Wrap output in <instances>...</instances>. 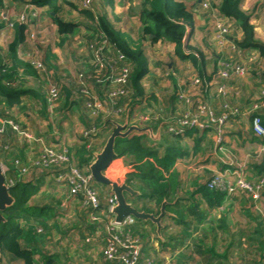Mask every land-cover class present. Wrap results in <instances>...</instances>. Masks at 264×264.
<instances>
[{
    "label": "trees",
    "instance_id": "16d2710c",
    "mask_svg": "<svg viewBox=\"0 0 264 264\" xmlns=\"http://www.w3.org/2000/svg\"><path fill=\"white\" fill-rule=\"evenodd\" d=\"M22 1L25 2V5H33L51 12L53 15L49 16L60 36H73L82 30L87 34V48L91 56L87 69L77 70L72 78H68V82L61 81L59 77H55V80L50 82L48 74L40 72L39 80L46 83V86L49 85V88L46 89V92L45 88L34 87L32 89L35 98H38L39 105H42L46 111L49 105L48 100L51 97V89L58 88V98L51 105L55 104L54 106H56L59 101H62L63 107L68 109L76 105L84 121L85 129H94L87 138H81L79 144L70 153L73 165L84 175H90L89 165L94 160L93 151L101 149L100 147L105 145L110 135L103 136L105 131L110 132L114 128L111 122L128 120L132 125L130 121L133 118L134 108L147 101H153L155 105H159L165 103L169 98V102H167L168 105H171V113L166 111L167 106L164 105L159 109L160 115L158 116L152 111L146 112L153 123H156L159 118L167 119L168 115L175 117L169 126H172L175 121L183 119L186 112H190L188 115L191 117L196 115L204 120V117H210V114L214 119H219L224 114H231L235 109L239 112L238 116L246 111L245 118L251 121V124L256 117H260L264 121V95L260 91L257 93L251 90L252 93L247 96V90L244 89V83L241 82V79L249 74L255 77L264 66V43L256 40V34L249 23L250 16L242 9L243 0H218L220 4L213 0L207 7L197 4V11L190 9L180 0H139L138 19L143 39H147L151 45H157L160 42L173 44L175 55L183 60L191 61L194 67L191 68L198 71L196 72L198 84L187 86L181 84L178 69L172 70L164 67L161 73L162 80L174 83L172 92L166 94V101H161L156 93L148 92L145 87L144 80L150 74V58L144 50L142 48L140 50L132 49L106 14L100 16L94 14L93 7L97 6L101 0H90L91 7L82 9H78L77 5L83 3V0ZM110 3L112 5V1ZM65 6L78 12H76L79 16L78 21H67L61 18L60 15ZM196 12L201 16L218 14L217 20H226L225 25L238 28L243 33V38L233 43L236 56L224 60L230 62L233 68L228 71L226 77L222 75L224 67L220 63L211 77L205 76L206 57L198 47L192 44V36L196 28ZM3 19L4 17L1 15L0 34L6 27ZM14 28L16 32L14 40L9 46L8 56L0 50V114L5 120L10 117L7 110H17L28 104L24 102L22 94L16 91V87L28 85L26 74H20V67H25L26 72L31 68H36L33 66V62L26 65L22 61L19 62L17 57V47L25 43L30 25L17 22ZM229 37L230 34L224 35L226 39ZM95 42H98V47H101L98 54L94 53L97 52L96 50H92V44ZM251 50L257 51L258 55L254 57L247 54V51ZM198 57L201 61L200 65ZM92 62L93 64H91ZM235 68L244 69V75H235L233 73ZM124 70H127L126 81L115 83V79L121 76ZM261 78L263 87L260 88L258 85L257 90H264V73ZM85 88L87 93L83 91ZM113 91L117 92V95L110 98ZM189 96H191L190 101L193 102L190 106L188 105ZM94 98L102 104L107 103V108H111V111L119 109L120 114L108 115L105 114L106 110L99 114H92L85 104ZM199 105H204L206 108L204 114L200 113ZM210 111L211 113H209ZM234 118L237 116L231 115L222 125L211 123L210 129L213 130L215 127V129H220L221 134H234V128L238 125ZM160 124L164 125L165 123L161 122ZM169 126L164 125L163 129ZM154 127H152L153 130ZM189 131L194 142L193 151L188 150V147L183 144L182 138L168 134V132L162 136L164 144L152 143L146 133L135 131L127 138L116 140V154L125 157L131 165L132 173L128 176V184L140 192L142 199L140 202L143 203H136L139 210L158 215L162 203L166 201L168 203L166 211L173 214L172 217H165L172 219L170 225H165L162 222L161 237H158L157 233L155 236L152 234V230L148 226L149 224L153 225L152 227L156 229L152 222L135 218L136 222L131 226V233L142 244L141 264H151L152 261L154 262L152 264L156 263L149 248L154 247L155 241L165 250L170 247L178 248V245L181 246L184 240L189 245L183 248V259H178L181 264H264V204L260 208L255 207L254 204L256 205L257 201L253 198V193L257 192L264 201V158L258 163H248L251 169L242 173V179L250 185L251 190L237 188L234 192L228 193L227 190L219 188L211 189L210 182L216 175H222V173H214L210 174L207 181L197 186L195 190L184 192L185 182L176 169L178 162L191 156V153L204 155L209 144H215L214 153L220 147L219 142L216 143L211 139L206 142L205 137L209 133V128L203 130L193 128ZM198 134L199 137H196ZM16 138H19V134L11 127L0 133V165H3L6 170L7 180L14 182L10 192L15 199V203L2 213L4 220L0 221V264H60L58 260H60L61 251L55 252V246L54 248L52 244L50 246L51 240L49 239L51 237L48 232L51 226V229H55L64 236L65 226L62 219H67L69 215L59 214V209L52 203L39 205L40 202H36L34 199L40 197L41 187L31 182H24L19 178L22 167L15 164L16 159L20 165L27 164L33 169L31 163L37 157L27 158L24 156L25 153H22V149H19L16 151L15 155L18 156H15L16 159L12 165L7 164L6 157L10 152L15 151L16 145L13 142ZM233 158H235L234 155ZM223 166L227 167V165ZM64 169L65 166H53L50 169L41 170L40 174L51 171L50 173L57 175ZM13 171L16 172V176ZM34 171L32 170L33 173H35ZM227 178L233 185H236V178ZM103 186L104 189L99 188L98 184L93 181V188L99 193V210H95L90 204H83V200L80 199L79 221L86 224L89 235H92L93 231L96 233L102 225L92 220L91 215L104 213V217H108L106 212H108L109 203L105 193H109L111 196L112 194L107 186ZM197 196H199L198 199ZM228 197L232 198V203L240 202L243 205L240 216L233 218L232 222L235 224L229 228V219L217 216H215L214 222L208 219L205 221L201 205L208 206L209 209L208 207L207 209L210 212L221 208L220 206L226 203L225 199ZM32 200L33 205L31 204ZM230 208L232 209V207ZM196 217L203 223L193 230L191 228ZM207 217L209 218V215ZM26 221L41 223L48 230L39 233L33 231L25 225ZM219 235H223L222 239L228 236L231 243L238 247L236 249L221 247L218 242ZM206 238L210 243H207ZM41 239H44L42 245ZM233 240H237L238 243ZM231 243L229 242V246ZM192 254L199 256V260L197 259L198 261L195 262ZM39 256L43 260L40 261ZM101 262V264H120L118 261L110 263L102 260ZM99 263L96 261L94 264ZM61 264L64 263L61 262Z\"/></svg>",
    "mask_w": 264,
    "mask_h": 264
},
{
    "label": "crops",
    "instance_id": "0c3cea01",
    "mask_svg": "<svg viewBox=\"0 0 264 264\" xmlns=\"http://www.w3.org/2000/svg\"><path fill=\"white\" fill-rule=\"evenodd\" d=\"M111 1H112V5H110ZM111 1L108 2V0H101L100 2H98V5L93 7L94 14H96L97 16H100L102 14H106L107 10H110L111 13L109 14V16L111 18H109V16H108L109 20L113 23V25L116 29H118V27H119L118 30L124 34L123 37H125L126 40H127V38L129 40H131L129 38V34L131 36L134 33H137V35H139L138 39L142 40L143 39L142 32H141L142 29H141L139 19H138L139 7H137L136 14L134 15L135 21L130 22V21L126 20L125 18H123V21H125V22H123V26L120 27V26H118V24H116V20H118V23H120V21L122 20V18H119L117 15V12L119 11V9H121L119 7H120V3H122V0H111ZM180 1L184 2L190 9H195V10L198 9L197 4H201V3H193L192 0H189V1L180 0ZM243 2H244V0H243ZM139 3H140V1L138 2V6H139ZM242 6H243V3H242ZM77 8L82 9L84 7L82 6V3H79V5H77ZM69 9H70L69 6L64 7V10H68V13H69ZM43 11H46V10L41 9L42 14H41L40 18L42 20H44L46 25L49 21L51 23V26L54 29L53 30L54 32L51 33V35L54 34L55 36H57V38L61 39L63 36H60L57 33L52 18L46 19L45 18V12H43ZM100 11H101V14H99ZM213 19L214 18L211 15L201 16L200 13L196 12L195 13L196 28H195V31H194L193 36H192L193 46L198 47L199 51L201 53H203L206 57V68L204 71L206 72L205 76H209V77H211L215 73V69L218 68V65L221 62V60L223 61V60H227V59H232L236 56V53H234V49H233V43L236 40H241L243 38L242 31L238 28H235L234 30L232 29V33H230L229 39L219 40V35H217V34H219L218 30L216 28H214L212 24L210 26L208 25L210 20L213 21ZM126 22L130 25L128 29L126 27H124ZM46 34H48V33H46ZM76 35H78L77 39H75ZM76 35L66 36V37L70 38L69 41H71V40L73 41L70 44L66 43L67 48L71 49L72 46H74V42H79V43L84 42V44H81L82 46H78V48H82V49H85V51H87L86 48L88 45V38H87L86 32L82 30ZM125 35L127 36V38ZM2 36L3 35L0 36V39L2 38ZM12 38H14V36ZM47 38L48 37H46L45 43L47 42ZM256 40L261 42V43H264V36H259L256 34ZM27 43H28V39L26 38L25 43L20 44V46L21 47L23 45L24 46L27 45V46L21 51L19 50V48H17V57L19 59V62L22 61L26 65H27V63L25 61V58L27 57L26 53H28V48H29V44H27ZM37 43H39L40 46L44 45L41 42H37ZM48 45H45V47L43 46V49H45ZM157 45H163L165 47H168L167 50L168 49L169 50L167 52L166 51L161 52L162 54L161 55L159 54L158 55L159 57H157L158 60H155V62L151 66H149L150 74L145 78L144 83H145V87H146L148 92L156 93L158 98L161 101H163L164 99L161 98L160 95L164 94V92L166 90V88H165L166 85L171 84L172 87L174 86V83H171V81L165 82V80H162L161 73H162V70L164 67H167L168 69H172V70L178 69L180 72L178 74L180 77L181 84L182 85L186 84L187 86H189V84L192 83L190 81L193 79V77H194V79L197 78L196 72H198V71L196 69H194V70L192 69L194 67H193L191 61L183 60L179 56L175 55V52H174L175 46L173 44L160 42ZM157 45H150L149 48L154 50V47ZM141 48L144 50L145 54L150 58V55L147 52L146 47H140L139 49H141ZM54 50H55V48H52L53 52H55ZM148 51H149V49H148ZM169 52H171V53L168 54ZM85 53H87V52H85ZM239 54H241V53L239 52ZM247 54H251V56L253 55L254 57H256L258 55V52L255 50H251V51H247ZM79 55L80 54H78V56ZM169 55L172 57V60L169 63L165 64L164 61L167 60L165 58L169 57ZM198 60H199L198 63L200 65L201 61H200L199 57H198ZM88 61L90 64L89 56H88ZM89 64H88V66H89ZM88 66H86V63H85L84 64L85 68H83V69H87ZM77 70H81L80 67H77V68L74 67L73 70H71L70 66H68L66 69L63 66L59 67V69H57V77L61 78V81H63V82H68V78H72V75ZM19 71H20L21 75L26 74V79H27L28 85L16 87L17 88L16 91H19L22 94V96H23L22 98H23L24 102H27L28 104L25 107H22V108L17 109V110L12 109L11 112H13V115H14L13 117L9 113L8 114L10 116L9 118H11L13 120H21V118H23V117H24L23 119H25V120H27V119L30 120V118H28V116L26 115L27 111L29 110V106L32 107L33 104L39 105L38 98H35L32 89L34 87L37 89L45 88L44 90L46 92V89L49 88L48 87L49 85L46 86V83H43V81L41 79L39 80L40 71L37 70L36 68L35 69L31 68V69L27 70V72H26L25 67H20ZM184 71H186V72H184ZM263 73H264V66H262L261 70H259V72L257 74L258 77L255 78L252 75H248L245 78L241 79L244 81V89L247 90V96L252 93L251 90L257 89L256 87L258 85L261 88V86H262L261 75H263ZM67 74H71V75H67ZM250 76H251V78H250ZM146 82H148L149 84H146ZM61 102L59 101L57 103V105H61ZM54 105H51L52 108L54 107ZM57 105H56V107H57ZM154 105H155V103L153 101H147V102H144L142 104H138L134 108L133 118H132L131 124H134V125L137 124V125L142 126V127H150V128L154 127L153 125H155L154 131L158 130L159 126L161 125L160 124L161 122H164L165 126H169L171 122H168V121H171V120L174 121L175 117H173V116L171 117L168 115L167 119L163 120L162 118L161 119L159 118V120L156 123H153L152 122L153 120H150V118L148 117V115L146 113L148 110L152 111L156 116L160 115V113L157 111L156 107L153 108ZM60 108H61V106H60ZM40 109L43 112L39 113L40 114L39 117L41 116V118L44 119L43 118L44 117V108L42 105L40 106ZM171 110H172L171 105H168L166 107V111L171 113ZM60 111H61V115H60V119L58 120L59 123H57V128H56L55 124L53 126L58 131L56 138L53 137L54 136L52 133L53 131L49 132L47 135V131H49V130L47 128H44L43 126L40 127L41 130H39V131L34 129L35 130V133H34V130L31 128V126L28 123H25L26 128L30 129L32 132L30 130H28V131H30L31 133H34L38 138L42 139L43 144H45V146L55 147V148H57V150H61L57 146L58 142H59L58 138L62 135L61 133L66 132V136H67L72 131L71 127L69 128L68 124L65 123L66 125H64V126L61 125L62 121H65V120H67L68 117H70V119H72V120L76 119V121H78V124H80V125L84 124L82 116L79 113V108H77L76 105L73 106L71 109H68V108L66 110L61 109ZM245 113H246V111L242 112L240 116H237V118L239 117V120H241L242 117L245 118V115H244ZM39 117L37 119H39ZM58 117H59V115H58ZM43 121H46V120H43ZM204 121L207 122V119L204 118ZM234 121H236V120H234ZM249 125H250L251 130L253 131L251 121H249ZM64 127H67L66 130ZM213 130L215 131L216 134L213 132ZM213 130L209 129V132H212L215 134L214 135L215 140L213 139L214 142H216V143L219 142L220 146H223V145L225 146L226 144H227V146H229L227 141H229V143H230L229 138L233 137L234 134H231V133L221 134V131L219 129H215V127ZM107 132L108 131H105L104 134L106 135ZM164 133H165V129H163L162 136ZM105 135H103V136H105ZM253 136H254L252 138L253 142H251V143L247 142L248 145L249 144H250V146L255 145V141H260V143L264 142L262 139H260L256 135L253 134ZM196 137H199V134L196 135ZM216 137L218 138V140H216ZM22 142L25 143L24 144L25 146L22 149V153L24 152L25 154H27V158H32V157L38 158L41 156L42 151H43L42 144H39V143L38 144H35V143L30 144V142H28L27 140H22ZM102 148L97 149V151L102 150ZM190 151H192V150H190ZM218 151H216L214 153V157L211 158V162L212 163L215 162V163H213V165L216 166L215 170H213L215 172H218L220 170H224L227 168V167H224L223 165H230V164L233 165L234 164V163H226L223 161H219L218 158H220L219 155L221 154L222 151H219L220 153ZM192 154L193 153H191V155ZM186 158H188V157H186ZM199 167H201V164H199ZM50 168H42V169L33 168V169H31L30 175L26 176L24 179H21V180H23L24 182H29L28 179L31 178L32 179L31 183H32V181H34L33 184H35V185L42 184V189L44 186L47 187L50 184L53 185L54 186L53 189H55V190L53 191V194L50 193V195H51L50 198L52 200V203L57 207V209H59L58 210L59 214L61 213V214H68L69 215V217L67 219H65V218L62 219L64 226H65V229H64L65 234H63L64 235L63 239L66 237L65 235L68 236V241L66 240V242H68L67 247H66L67 252H65V257H62V256L59 257L60 260H58V262L61 264V262H63L64 258H65V259H68L69 262H71L70 264H94V263H96V261L98 263L100 262L99 264H101L102 263L101 261L103 260V258L101 256V252H102V248H103L102 243L100 241H98V239L94 240L91 243H86V239L89 237L95 238L96 233H95V231H93V234L89 235V233H88L89 231L87 230L88 228H87L86 224L80 223V221H79L80 217H79L78 213H79V208L81 207L80 206V200L77 198L71 199L70 198V192H69V186L67 184H64V183H62V184L58 183L56 181V175L50 173L51 171H49V173L40 174L41 170H43V169L47 170ZM190 168H191V166H190ZM176 169L180 173L181 179L185 182V186L183 185V187L185 189L184 192L185 191H193L197 188V186H199L200 184H203V182L205 183V181H207V179L205 181H203V179L200 178L201 174H196L199 176L196 178H193V179H192L191 175H189V177L185 178L184 174H188L187 173L188 172V165L186 164L185 158L178 162ZM206 169H208V168L206 167ZM32 170L33 171L35 170L34 171L35 173H33ZM15 173L16 172L13 171L14 176H16ZM189 173H192L191 169H190ZM213 173L214 172H212L211 174H213ZM5 175H6V173H5ZM6 179H7V177H6ZM50 191H52V190H50ZM59 195H60V198H58ZM43 198H44V196H43ZM196 198L198 199L199 196H197ZM225 201H226V203L223 206H220L221 208L216 209V210H211L210 212L208 210L209 209L208 206H207L208 207V209H207V207H205L204 205H201V208H202L201 210H203L202 212L205 214V221L208 219V220L214 222V218H216L215 216H217L220 218L225 217V218L229 219V222H230L229 228L232 226V224H235V222H232L233 218H235L236 216H238V217L240 216V210L243 208V205L240 202L239 203H236V202L232 203L233 200H232V198H229V197L227 199H225ZM230 204H233V205H230ZM263 204H264V202H263ZM254 206L258 207V208L260 207V206H256L255 204H254ZM230 207H232V209ZM172 215L173 214L169 213V215H167V216L172 217ZM207 215H209V218L207 217ZM111 216H113V215H111ZM165 219L172 222V219H170V218H165ZM165 219L162 221L164 224L166 223ZM33 220L35 221V219H33ZM194 223H195V226H198L199 224H201L203 222H200L199 220H197V217H196L193 220V224ZM215 225H218V224H215ZM59 235H61L60 232H59ZM222 238H223V235L220 236L218 239L219 240L218 242H220L221 247H223V248L230 247V249L231 248L236 249V247H238V245L231 243L228 236H225L224 239H222ZM40 241H41V245H42V242H44V239H41ZM233 241L237 242V240H233ZM229 242L231 243L230 246H229ZM183 243L181 246L178 245V248H185L186 246L189 245L188 242H186L185 240ZM39 246H40V243H39ZM59 247L60 246H58V248ZM80 256H82L81 260L78 259ZM195 258L198 259L196 256H195ZM38 259L40 261L43 260V258L41 256H39ZM167 259L169 260V258H167ZM170 260H171V258H170Z\"/></svg>",
    "mask_w": 264,
    "mask_h": 264
},
{
    "label": "rangeland",
    "instance_id": "374dc122",
    "mask_svg": "<svg viewBox=\"0 0 264 264\" xmlns=\"http://www.w3.org/2000/svg\"><path fill=\"white\" fill-rule=\"evenodd\" d=\"M186 1H189V0H186ZM192 1H193V3H201L204 7H207L213 0H192ZM27 2H29V1H27ZM138 2H139V0H122V3L119 2L120 3L119 8H121V9H119V11L117 12V15L119 18H122V20L120 21V23H118V20H116V24H118V26H120V27L123 26V22H125V21H123V18H125L126 20H128L130 22L135 21L134 15L136 14V11H137ZM213 2H218V4H220V2L218 0H214ZM245 7L247 8V10H245ZM41 9L42 8H38V7L33 6V5H25V2L22 0H0V16L2 15L4 17L3 20H5V24H6V27L3 28L2 34H1L3 36L0 39V50L3 52L4 55L8 56V53L10 52L9 46L13 42L14 39L12 37L14 36V34L16 32V30L14 28L15 24L17 22L19 24L27 23L30 25V28L28 29L29 32L27 33L28 34V37H27L28 43L27 44H29V48H28V53H26L27 57L25 58V61L27 64H30L31 62H33V66H36L37 70H39L42 73L46 72L48 74L50 82H53L55 80L54 78L57 77V69H59V67L63 66L66 69L68 66H70L71 70H73L74 67L75 68L80 67L81 70H84L83 69V68H85L84 64L86 63V66H88V64H89L88 56H89V59L91 57L89 50L87 48H86L87 51H85V49L78 48V46H82L81 44H84V42H81V43L74 42V46H72L71 49H68L66 46V43L70 44L73 41L72 40L69 41L70 38H68L66 36L65 37L63 36L62 37L63 39L62 38L59 39L54 34L51 35V33L54 32L53 31L54 29L51 26V23L49 21L46 25L44 20H42L40 18L41 14H42ZM242 9L244 12L249 14L250 20L253 18L264 19V0H244ZM44 10H46V9H44ZM43 12H45V18L46 19L50 18L49 15H53L51 12H49L47 10L43 11ZM76 12L77 11H75V10L69 9V13H68V10H64L60 16L62 19H65L67 21H78L79 16L77 14L78 12L77 13ZM110 13H111L110 10L106 11L107 17L109 16ZM99 14H101V11ZM109 18H111V17L109 16ZM213 18H214L213 21L210 20L208 25L210 26L212 24L213 27L218 30L219 34H217V35H219V40H226V38L221 37V34L224 35L225 33L222 32L220 34V32H221V31H219L220 27L224 26V28L227 30L226 35L232 33V29L234 30L235 27L231 28L230 25H225L226 20H223V19L216 21V19L218 18V14H215L213 16ZM129 26L130 25L126 22L124 27H126L128 29ZM118 29H119V27H118ZM46 33H48V34H46ZM120 34H122L124 36V34L122 32H120ZM46 37H48V38H47V42L45 43ZM138 37H139V35H137V33H134L131 36L129 34V38L131 40H129L127 38V36H126L127 40L125 39V37H124V39L129 44V46L134 50H140L139 49L140 47H146V50L150 55V61H149L150 65L149 66H151L155 62V60H158L157 57H159L158 56L159 54L160 55L162 54L161 52H164V51L167 52L169 50V49L167 50L168 47H165L163 45H157L154 47V50H152L149 48L151 44L149 43V41H147V39L141 40V39H138ZM77 38H78V35L75 36V39H77ZM37 42H41L42 44H44L43 45L44 47H45V45H48V44L49 45L45 49H43V46H40L39 43H37ZM98 44H99L98 42H95L94 44H92V47H93L92 50H96L97 52H94L96 54H98L100 51L99 49H101V47H98ZM26 46L23 45L21 47L19 45L17 48H19V50L21 51ZM52 48H55V50H54L55 52L52 51ZM148 49H149V51H148ZM85 52H87V53H85ZM170 53L171 52H169L168 54H170ZM78 54H80V55L78 56ZM165 59H167V60L164 61V63L167 64L172 60V57L169 55V57H167ZM223 61L221 60L220 64H222ZM12 64H14V63H12ZM91 64H93V62ZM184 72H186V71H184ZM67 75H71V74H67ZM249 75H251V74H249ZM256 77H258V75H256L255 78ZM250 78H251V76H250ZM196 79L197 78L194 79V77H193V79L190 81V82H192L191 85L195 84ZM241 82L244 83L243 80ZM146 84H149V83L146 82ZM262 86H263V83H262ZM165 88L167 91L165 90L164 94H161L160 97L166 101V94L171 93L172 89H174V88L172 87L171 84L166 85ZM253 91H256L257 93L260 91V93L262 95H264V90L253 89ZM188 98L190 101L191 96H189ZM167 101L169 102V98ZM167 101L163 104L162 103H160L159 105L156 104L153 106V108L156 107L157 111H160L159 109L163 105L168 106ZM191 104H193L192 100L188 103V105L190 106ZM40 106L41 105H36V104H33L32 107L29 106V110H28L29 112L27 111L26 115L28 116V118H30V120H28V119L25 120V119H23L24 117L21 118L22 121L21 120H13L11 118H8L7 120H5L2 118V116L0 114V131H2V130L5 131L6 128L11 127L15 131H17L18 134L20 133L19 139L16 138V140H14V142H13V143H15L17 149L15 148V151H13L12 153L10 152L8 154V156L6 157L7 158L6 162L8 165L11 166L13 161L16 159L15 156H18V155H15L16 151L19 149H23V147L25 146L24 145L25 143L22 142V140H25V139L21 135V132L30 130V129L26 128L25 123H28L33 130L36 129L38 131L41 130L40 127L43 126L44 128H47L49 130V131H47V135L49 132L53 131L52 132L54 135L53 137L56 138V135L58 134V131L56 129L57 123H59L58 120L60 119V115H61L60 110L65 108V107H63L62 104L57 105V107L54 106L53 108L51 105L47 106L46 111H44V117H43L44 119H42L41 116L39 117V115H40L39 113L43 112L40 109ZM60 106H61V108H60ZM199 106L201 107V109H203L204 112L206 111V108L204 107V105H199ZM66 109L67 108H65L64 110H66ZM9 111L11 112V110H8L7 112L10 115H12V117H13L14 116L13 112L10 113ZM188 114H190V112H186L184 116H188ZM58 115H59V117H58ZM38 117H39V119H37ZM43 120H46V121H43ZM234 120L239 122L237 127L234 128V130H235L234 136L229 138L230 143H229V141H227L229 146H227V144H226L225 146L223 145L222 147L221 146L219 147V151H222V152L219 155L220 158H218L219 161H223L226 163H234V164L233 165H231V164L227 165V168L224 170H220L218 172L213 171V170H215L216 166L213 165V163H215V162H213V163L211 162V158L214 157V151H215L216 146H215V144H209L208 145L209 147H207L204 155L201 153L197 154V155L192 154L190 157L185 158L186 164L188 165V172H187L188 174H184L185 178H187V177H189V175H191L192 179H193V178H196L199 176L196 174H201L200 178L203 179V181H205L206 179H208L209 175L212 172H214V173H226L229 175V177H231L232 179H235L238 175L242 176L243 172L247 171L248 169L249 170L251 169V166L248 163H252V162L258 163L259 161H262V159L264 158V142L260 143V141H255V145H252V146H250V144L248 145V143H247V142H249V143L253 142L252 138L254 137L252 130L250 128V125H249V120H247L244 117H242L241 120H239V117L234 118ZM131 121H132V119H131ZM172 121L173 120L168 121V122H172ZM65 123L69 125V128L71 127L72 131H71V133H69L66 136V132H64V131L66 130L67 127H64L65 128V130L63 131L64 133H61L62 135L60 134L61 136L58 138L59 142H58L57 146L61 149V151L66 150L67 153H69V152L72 153V149L79 144L78 143L79 140L81 138H85L86 133H89V132H86L88 130L85 129V124H83V125L78 124V121H76V119L72 120V119H70V117H68L67 120L61 122V125L64 126V125H66ZM162 123H164V122H162ZM54 124L56 125V128L53 127ZM205 125H207L206 122H205ZM140 127H142V126H140ZM205 128H207V127H205ZM168 129H169V127L165 129V133L168 132ZM112 131H113V129L110 130V132H112ZM110 132H107V134L105 136H108L110 134ZM213 132L215 133L214 130H213ZM0 133H2V132H0ZM34 133H35V130H34ZM34 133H32L34 135V137L38 138ZM90 133H92V132H90ZM209 133H211V134H209ZM209 133L205 137L206 142L209 141L208 139H211L212 141L215 140L214 135L216 133L215 134L212 132H209ZM216 140H218L217 137H216ZM212 141H211V143H212ZM183 144L188 147V150L193 151L194 143H193V140L190 137L189 133L183 137ZM100 148H102V147H100ZM210 149H212V150H210ZM233 155L235 156V158H233ZM24 156L26 157L27 154H24ZM16 160H18V159H16ZM199 164H201V167H199ZM1 166H2L3 171L5 173L6 172L5 168L3 167V165H1ZM190 166H191V168H190ZM206 167L208 169H206ZM190 169H191L192 173H189ZM129 171H130V173H132L131 169ZM31 180H32L31 178L28 179L29 182H31ZM32 183H34V181H32ZM96 184H98L99 188H102V189L105 188L100 183L96 182ZM38 185L41 187L40 194H39L40 197L34 199V201L36 200V202L37 201L40 202V203H38L39 205H43L44 203L46 205L48 203H52V200L50 198V196H51L50 193L53 194V191L55 190V189H53L54 186L50 184L47 187L44 186L42 189V184H38ZM50 190H52V191H50ZM105 195H106V198H108L109 193H107V194L105 193ZM43 196H44V198H43ZM255 196H256L255 200L257 201L256 206L261 207L263 205L264 201H262L259 194L256 193ZM127 197H128V199H130L134 203H138L142 200L141 196H138L136 198L135 197L131 198L130 196H127ZM58 198H60V195ZM140 203H143V202H140ZM31 204L33 205V200L31 201ZM27 223H31V224H27ZM170 223H171V221L166 220L165 225H170ZM25 225L27 227L31 228V230L33 229V231H36L38 233L42 232V231L47 232V230H48V229H45L41 225V223L26 221ZM148 226H150V228H151L150 230H152V234L155 236L156 229L152 227L153 225L151 226L149 224ZM195 227L196 226L194 223L193 227L191 229L194 230ZM48 235L51 237V239H49V240H51L50 246H51V244H52L53 248L55 246V248H54L55 252L61 251L60 256L65 257V252H67L66 247L68 244V242H66V240L68 241V236L65 235L66 237L63 239V236L59 235V232L55 231V229H51V226L49 227V234ZM154 239L156 240L155 237H154ZM206 240H208V238H206ZM207 243H209V240ZM154 244H155L154 247L150 245L151 247H149V248L152 252L151 255H153L155 258V261H156L155 264H181L178 262V259L179 260L183 259L182 258L183 257L182 256L183 255V248L172 249V247H170L168 249L163 250L162 247L160 245H158V243L156 241L154 242ZM58 246H60L59 247L60 250H59ZM220 250H222V248H220ZM196 257L199 260L200 257L199 256H196ZM167 258H169V260ZM170 258H171V260H170ZM192 258L195 259V262L198 261L195 258L194 254H192ZM78 259L81 260L82 256H80ZM62 263L70 264L71 262H69L68 259L64 258V261Z\"/></svg>",
    "mask_w": 264,
    "mask_h": 264
},
{
    "label": "built area",
    "instance_id": "2783aa9c",
    "mask_svg": "<svg viewBox=\"0 0 264 264\" xmlns=\"http://www.w3.org/2000/svg\"><path fill=\"white\" fill-rule=\"evenodd\" d=\"M82 6L84 8H90V0H83ZM220 34L224 32L226 35L227 30L224 28V26L220 27ZM221 34V37L223 36ZM224 67V71L222 75L224 77L228 76V71L232 70V65L230 62L223 61L221 64ZM233 73L238 76L244 75V69L242 68H235L233 70ZM127 79V70H124L122 75L119 76L117 79H115V83H124ZM198 80H195V84H198ZM87 93V89L85 88L83 90ZM122 93V92H121ZM50 99L48 100L49 105L53 103L54 100L58 98V88L54 87L50 91ZM117 95V92L113 91L110 94V98H113ZM111 100V99H110ZM113 102V101H111ZM85 106L87 109H89L92 114H99L106 110L105 114H114L119 115L120 110L111 111V108H107L108 104L104 103L102 104L98 99L94 98L92 101H87ZM198 109L200 113L204 114L205 112L203 109H201L200 106H198ZM211 113V112H209ZM230 115V116H229ZM232 116H238L239 112L238 110H233L231 114H224L219 119H214L212 115L210 114V117H204L207 119V122L205 125V122L203 118H199L195 115V117L191 116H185L183 119L175 121V123L172 126H169L168 134L174 135V136H183L186 134V132L193 128H200L205 129L211 128V123H218L222 125L228 118ZM252 128L254 134L262 139L264 141V121L260 117L254 118L252 122ZM94 129L88 130L86 132H91ZM220 130V129H219ZM0 132H3L0 131ZM89 133H86L87 138L89 136ZM20 134V133H19ZM21 135L24 137L25 140L30 142V144H42L43 151L40 157L36 158L32 161L31 165L33 168L36 169H42V168H50L53 166H65V169L63 172L58 173L56 175V181L60 184L64 183L69 186V192H70V198L71 199H82L83 204H90L95 210H99L100 204H99V193L96 191L95 188H93V178L90 175H84L75 165L72 163L71 154L70 152L67 153V151L63 150H57L55 147L51 146H45L43 144L42 139L35 138L33 134L30 131H24L21 132ZM96 152V151H93ZM15 164L18 165V167H22L20 169L19 178L24 179L26 176H29L31 173V167L27 164L20 165V162L18 160L15 161ZM225 177V179H224ZM228 174L222 173V175H216L214 179L210 182L209 187L211 189L213 188H219L220 190H227L228 193L234 192L237 188H248L251 190V187L248 183H246L241 175H238L236 177V185H233V183L229 180ZM20 181V180H19ZM6 184L9 188H11L14 185L13 181H8L6 179ZM257 192L253 193V198L256 199ZM258 194V193H257ZM108 203H109V209H108V217H104V213L101 215H91V219L94 221L99 222L101 227L97 229L96 231V237H89L86 239V243H91L94 240L98 239L102 243V257L105 262H119L120 264H141V257H142V244L140 241L134 237V235L131 233V226H133L136 222V219L132 216H128L124 219L121 225H116L114 216H111V209L115 205V198L114 196L108 195ZM110 214V215H109ZM149 263V262H148ZM154 263L153 261L151 264Z\"/></svg>",
    "mask_w": 264,
    "mask_h": 264
},
{
    "label": "water",
    "instance_id": "95a60500",
    "mask_svg": "<svg viewBox=\"0 0 264 264\" xmlns=\"http://www.w3.org/2000/svg\"><path fill=\"white\" fill-rule=\"evenodd\" d=\"M111 123L114 128L106 140L105 145L101 151H96L93 153L94 160L89 165L91 177L95 182L107 186L112 196H114L115 205L112 207L111 213L114 216L116 225H121L126 217L132 216L138 220L152 222V224L156 226V233L158 237H161V230L163 228L162 221L167 215H169V213L166 211V206L168 203L166 201L163 202L158 215L139 210L136 204L127 197L130 196L131 198H136L140 196V192L128 184V177H126L125 182L116 183L109 177L104 176L103 170L113 158V156L117 155L115 152V144L118 138H127L135 131L146 133L148 135V139L152 143L164 144L162 139L163 125L161 124L158 130L154 131L150 127L130 125L128 120L122 123ZM129 174H131L130 171L128 172L127 176ZM10 189L11 188H9L6 184V175L2 166L0 165V221L4 220L2 213L15 203V199L11 195Z\"/></svg>",
    "mask_w": 264,
    "mask_h": 264
},
{
    "label": "clouds",
    "instance_id": "9594fccd",
    "mask_svg": "<svg viewBox=\"0 0 264 264\" xmlns=\"http://www.w3.org/2000/svg\"><path fill=\"white\" fill-rule=\"evenodd\" d=\"M245 10H247L246 7ZM249 23L252 25L253 30L257 35L264 36V19L253 18L249 21ZM188 132L190 131L188 130L183 136L176 137L183 138L188 134ZM130 168L131 165L125 157L121 155H114L113 158L109 161V163L105 166L103 174L104 176L109 177L112 181L116 183H123L126 180Z\"/></svg>",
    "mask_w": 264,
    "mask_h": 264
}]
</instances>
